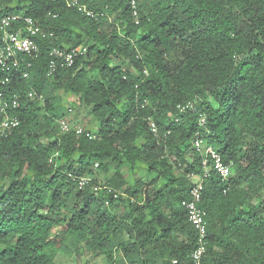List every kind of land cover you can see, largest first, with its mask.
Returning a JSON list of instances; mask_svg holds the SVG:
<instances>
[{
    "label": "trees",
    "instance_id": "1",
    "mask_svg": "<svg viewBox=\"0 0 264 264\" xmlns=\"http://www.w3.org/2000/svg\"><path fill=\"white\" fill-rule=\"evenodd\" d=\"M132 1L0 0L53 32L8 86L21 124L0 137V264H190L197 135L232 165L203 184L205 264H264V0H134L138 24ZM76 47L48 76L51 50ZM65 96L93 139L61 132Z\"/></svg>",
    "mask_w": 264,
    "mask_h": 264
},
{
    "label": "built area",
    "instance_id": "2",
    "mask_svg": "<svg viewBox=\"0 0 264 264\" xmlns=\"http://www.w3.org/2000/svg\"><path fill=\"white\" fill-rule=\"evenodd\" d=\"M57 1V0H51ZM67 7L77 8L86 12V7L80 3V0H64ZM133 15L136 23L139 22L137 2L132 1ZM91 16V13H88ZM53 37V32L46 30L37 20L31 16L24 14H9L0 16V72L5 75L0 77V137L8 136L14 129L21 124L20 116L16 114L20 107L18 98L11 95L8 86L11 83V77L16 72H22V68L26 70L22 72L24 78H29L28 69L33 66V61L37 59L40 53L39 39H47ZM86 48L76 47L68 51L53 48L51 50L48 76H52L58 67H72L76 60L86 53ZM30 98H34V94H29ZM182 112L194 109V104L189 102L178 107ZM69 113L73 109H68ZM205 120L202 119V124ZM62 133H69L72 129L78 135H85L89 139H93V132L88 131L84 126H72L67 118H63L58 122ZM152 132L157 135L158 127L154 122L150 123ZM194 147L201 156L203 176H193L194 186L191 191L190 201H184L183 205L188 211L189 221L197 232V246L191 253L190 264H205L208 252V223L206 220L207 213L200 207L202 201L203 184L210 172L214 171L224 180H227L232 174V165L227 164L220 152L212 145L206 144L199 135L194 139ZM97 167V165H96ZM69 178L78 184L80 189L91 183V178L82 175L69 174ZM100 185L94 186L95 192L101 190ZM177 264V261L174 262Z\"/></svg>",
    "mask_w": 264,
    "mask_h": 264
},
{
    "label": "rangeland",
    "instance_id": "3",
    "mask_svg": "<svg viewBox=\"0 0 264 264\" xmlns=\"http://www.w3.org/2000/svg\"><path fill=\"white\" fill-rule=\"evenodd\" d=\"M64 96V95H63ZM65 101V106L66 108L70 109V108H75L74 106V102H73V98L64 97ZM66 117H69V115H67ZM71 120H72V125L74 126H84L86 129H92L94 131V123L92 122V120L90 119V117H87L86 114L83 111H78L73 110L72 115H71ZM65 264H78V260L76 257L70 258L67 260V262Z\"/></svg>",
    "mask_w": 264,
    "mask_h": 264
}]
</instances>
